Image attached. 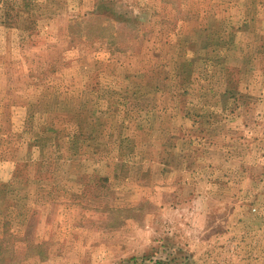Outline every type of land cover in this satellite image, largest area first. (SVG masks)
<instances>
[{"label":"rangeland","instance_id":"rangeland-1","mask_svg":"<svg viewBox=\"0 0 264 264\" xmlns=\"http://www.w3.org/2000/svg\"><path fill=\"white\" fill-rule=\"evenodd\" d=\"M0 264H264V0H0Z\"/></svg>","mask_w":264,"mask_h":264}]
</instances>
